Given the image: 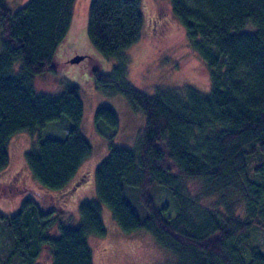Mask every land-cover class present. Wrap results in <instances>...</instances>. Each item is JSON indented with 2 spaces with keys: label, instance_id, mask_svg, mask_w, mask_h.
Masks as SVG:
<instances>
[{
  "label": "trees",
  "instance_id": "16d2710c",
  "mask_svg": "<svg viewBox=\"0 0 264 264\" xmlns=\"http://www.w3.org/2000/svg\"><path fill=\"white\" fill-rule=\"evenodd\" d=\"M6 1L0 0V172L15 134L33 135L65 117L63 138L38 139L24 153L33 179L60 190L91 154L79 89L67 82L43 93L34 80L56 73L74 0H28L15 11ZM167 1L208 70L209 93L186 87L145 94L130 85L125 51L140 38L141 0H90L89 43L117 62L109 73L92 70L95 88L124 96L145 126L133 148L113 145L118 118L107 105L97 107L94 122L105 123L109 151L95 168L96 199L79 203L77 219L30 197L13 214L0 213V264H39L43 252L51 264H92L88 239L105 234L102 204L124 233L146 231L176 264H264V0ZM156 188L175 201L172 214L155 204Z\"/></svg>",
  "mask_w": 264,
  "mask_h": 264
},
{
  "label": "rangeland",
  "instance_id": "374dc122",
  "mask_svg": "<svg viewBox=\"0 0 264 264\" xmlns=\"http://www.w3.org/2000/svg\"><path fill=\"white\" fill-rule=\"evenodd\" d=\"M28 0H7L15 11ZM90 0H74L72 19L66 40L57 48L54 58L56 73L37 76L34 85L38 91L54 94L69 82L79 89L83 116L81 130L91 145L90 156L78 168L75 176L60 190H49L36 182L24 163V153L38 139H61L66 134L68 121L62 117L47 123L44 128L30 135L15 134L8 144L9 164L0 172V213L13 214L24 197L43 201L51 206H62L65 215L77 219L78 205L85 199H96L95 168L109 151L108 129L102 121L94 122L97 107L107 105L118 118V127L111 143L133 148L145 126L143 113L134 108L122 95L104 96L95 88L92 70L99 68L109 73L116 65L114 58H104L89 43L87 37V12ZM143 24L139 40L125 51L127 80L137 90L152 94L156 89L168 91L190 87L201 95L210 89L208 70L198 55L190 48L183 28L173 15L167 0H141ZM83 56L78 62L70 60ZM83 178V179H82ZM160 189V190H159ZM155 204L175 210L176 203L168 191H153ZM161 204V205H160ZM47 205V206H49ZM101 218L105 234L89 237L92 264H176V257L158 245L152 235L144 230L124 233L112 218L109 209L101 205ZM6 230L0 221V244ZM263 241L261 233L255 234ZM39 264H51L50 255L43 252Z\"/></svg>",
  "mask_w": 264,
  "mask_h": 264
},
{
  "label": "water",
  "instance_id": "95a60500",
  "mask_svg": "<svg viewBox=\"0 0 264 264\" xmlns=\"http://www.w3.org/2000/svg\"><path fill=\"white\" fill-rule=\"evenodd\" d=\"M83 59V56H76L73 59L70 60L71 63L78 62L79 60Z\"/></svg>",
  "mask_w": 264,
  "mask_h": 264
}]
</instances>
